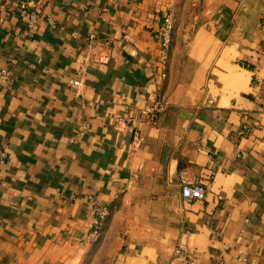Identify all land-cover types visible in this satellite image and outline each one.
<instances>
[{
    "label": "crops",
    "instance_id": "1",
    "mask_svg": "<svg viewBox=\"0 0 264 264\" xmlns=\"http://www.w3.org/2000/svg\"><path fill=\"white\" fill-rule=\"evenodd\" d=\"M4 68L0 264H264V0H0Z\"/></svg>",
    "mask_w": 264,
    "mask_h": 264
},
{
    "label": "built area",
    "instance_id": "2",
    "mask_svg": "<svg viewBox=\"0 0 264 264\" xmlns=\"http://www.w3.org/2000/svg\"><path fill=\"white\" fill-rule=\"evenodd\" d=\"M174 19H175L174 15L172 13L168 14L165 19L164 25L161 27V37H162L163 45H164V48H163L164 53H163L162 58L164 60L168 58V52H169V49L172 43L173 30L175 26ZM11 79H12L11 70L7 68L2 69L0 72V88L8 85ZM73 82L78 83L79 81L73 80ZM162 108H163V99L161 100L158 97L157 105H155L154 107L148 108L147 111L149 113L159 112L160 110H162ZM134 143L136 145L141 143V137L138 136V134L135 135ZM8 156H9V153H8L7 148L2 143H0V169L8 161ZM182 181H183V194L185 196L197 198V199H203L206 197L207 195L206 186L198 182H193L187 172L184 173ZM106 214H107V211L104 208L97 209V218H96V223L93 229V235L96 236L97 234L100 233L101 222L103 218L106 216ZM176 251H177L178 258H181L185 251L184 244L180 243Z\"/></svg>",
    "mask_w": 264,
    "mask_h": 264
},
{
    "label": "rangeland",
    "instance_id": "3",
    "mask_svg": "<svg viewBox=\"0 0 264 264\" xmlns=\"http://www.w3.org/2000/svg\"><path fill=\"white\" fill-rule=\"evenodd\" d=\"M183 8H184V4L182 3L181 5H180V12H182V10H183ZM174 20H175V26H174V30L176 29V23H177V18H176V16L174 15ZM174 30H173V36H174ZM172 42H173V37H172ZM171 45H172V43H171Z\"/></svg>",
    "mask_w": 264,
    "mask_h": 264
}]
</instances>
